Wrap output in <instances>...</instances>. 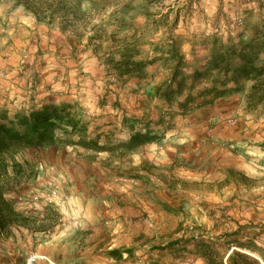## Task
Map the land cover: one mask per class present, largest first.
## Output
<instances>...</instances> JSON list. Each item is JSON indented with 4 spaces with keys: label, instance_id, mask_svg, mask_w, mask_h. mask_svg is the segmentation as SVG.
<instances>
[{
    "label": "rangeland",
    "instance_id": "obj_1",
    "mask_svg": "<svg viewBox=\"0 0 264 264\" xmlns=\"http://www.w3.org/2000/svg\"><path fill=\"white\" fill-rule=\"evenodd\" d=\"M15 17H25V23H21L24 25L27 20L40 23L38 32L47 30L52 34L53 43L47 44L50 55L38 59L36 70L41 80L44 76L51 80L53 103L59 102L57 98L67 100L60 95L84 92L92 107L105 105L103 118H116L109 113L111 104L131 109L141 100L147 101L140 93L144 84L140 87L134 78L117 77L108 63L112 58L117 60L118 52L126 45L136 60L165 58L167 41L173 37L180 53L183 50L186 55L185 72L189 73L194 68H206L213 48L220 52L233 49L237 57L242 51V32L255 34L260 28L263 37L245 54L257 51L255 65L264 64V0H0V30L2 26L5 30L0 33V48L8 36L6 28ZM191 56H196V63H189ZM222 63L235 65L238 61L226 56ZM7 68L0 73L10 76L15 71L14 67ZM159 69L165 73L164 66L159 65ZM37 77L33 82L38 88ZM13 80L0 79V98L10 108L15 101L13 91L18 87ZM202 84L196 83L191 93L184 91L179 100L188 94L195 96L205 87ZM249 87L250 83H245L243 93L216 102L214 111L201 110L198 98L185 115L174 105L170 120H186L193 125L215 113L218 118L206 130L210 136L214 124L225 127L226 118L234 116L236 132L242 130L248 139L256 141L251 169L231 170L228 175L214 167L202 177L190 172L159 173L165 191L156 194L160 201L154 200V205H142V213L137 207L124 209L126 202L120 201L134 188L138 191L136 180L122 178L114 195L118 202L115 199L112 204H104L70 198L58 170L55 172L43 161L29 163L32 172L28 174L25 169L18 179L8 168V174L0 177V188L3 199L14 202L12 218L17 215V223L0 229V264H25L32 255L43 258L39 264H181L176 252L154 248L179 238L192 225L189 232L194 235L199 226L211 236L239 230L236 241L264 250V153L259 149L264 141V105H247ZM82 102L76 101L74 106L78 109ZM98 114L87 111L79 116L90 123L99 118ZM219 148L223 149L221 145ZM53 189L61 202L57 201V206L46 203ZM224 242L216 245L222 252ZM116 250L121 254L117 260L109 256ZM187 264L202 263L191 260Z\"/></svg>",
    "mask_w": 264,
    "mask_h": 264
},
{
    "label": "crops",
    "instance_id": "obj_2",
    "mask_svg": "<svg viewBox=\"0 0 264 264\" xmlns=\"http://www.w3.org/2000/svg\"><path fill=\"white\" fill-rule=\"evenodd\" d=\"M15 18L11 26H7L8 36L0 48V71L7 67H14L15 71L10 76L6 72L0 73V79L13 77V82H18V87L13 91L15 101L11 108L0 98V115L5 114L8 118H14L43 106L74 105L76 101L82 100L81 107L78 108L80 114L87 111L100 112L99 118L92 119L90 123L83 115H80L86 126V138L97 139L99 146L113 147L120 143H127L135 132L142 134L147 132L155 138L152 143L142 145L133 151L120 149L94 152L80 147H65L57 151L51 161L44 160L47 167H53L54 171L58 170L57 174H60L61 180L68 186L70 198L84 202L93 200L95 203L112 204L116 199L114 195L118 190L117 184L122 178L135 177L139 183L138 191L127 194L120 201L126 202V204L123 203L124 209L131 211L137 207L142 213V205L146 207L150 204L154 205V200L160 201L156 194L165 191L164 185L157 177L159 173L184 174L190 172L202 177L207 176L208 170L211 171L214 167L222 171L237 172L251 169V164L255 162L251 154L256 155V141L248 139L246 132L243 133L242 130L236 132L238 129L236 126L228 129L226 126L214 124L213 132L208 136L206 130L210 127L209 123L213 124L218 118L215 113H212L209 118L198 120L193 125L186 120H180V122L175 119L170 120L174 115V107H168L158 98L149 95V92H152L167 77L157 65L146 70L149 77L151 74V80L140 83V87L144 84L140 93L145 95L146 103L141 100L131 109L127 106L123 108L111 104L108 110L116 116L115 119L101 117L106 113L104 112L105 105L92 107L84 92L73 94L69 92L68 96L60 95L67 100L62 101L61 98L56 97V101L59 100V102L53 103L55 95L51 80L47 81L46 76L41 80V77H37L36 70L38 59L40 57L45 59L51 51V47L47 44L53 43L52 34L47 30L38 32L42 27L40 23L27 20L24 25L21 23H25V17ZM4 31L2 26L0 33ZM171 39L174 40L173 37ZM169 41H167L166 48H168ZM181 55H185L183 50ZM164 57L167 58L168 54L166 53ZM196 59V56H191L189 63H196ZM184 62L188 64L185 59ZM30 69H32L33 77L30 75ZM194 70L197 69L194 68ZM183 72L190 83L193 72L189 74L185 72V69ZM35 76L39 78L38 88L36 81L33 82ZM32 84L34 86L31 89ZM148 99L151 102H148ZM225 99L215 101L213 106L201 107V110L214 111L215 103ZM167 123L169 125H166ZM186 123L188 126L182 128ZM220 145L231 146L236 151H230L228 148L221 149ZM16 157H18L15 158L18 162L27 160L31 164L34 160L33 155L23 154ZM146 191L150 193L149 197L145 195ZM116 202H118L117 199ZM158 211L156 209V212ZM77 220H79L78 217Z\"/></svg>",
    "mask_w": 264,
    "mask_h": 264
},
{
    "label": "trees",
    "instance_id": "obj_3",
    "mask_svg": "<svg viewBox=\"0 0 264 264\" xmlns=\"http://www.w3.org/2000/svg\"><path fill=\"white\" fill-rule=\"evenodd\" d=\"M261 37L263 36L260 28H256L255 34L248 35L247 31L242 32L239 36L242 51L237 57L233 49L224 48L220 52L213 48L210 62L205 66L206 68L194 70L189 84L188 77H185L183 72L186 66L184 57L180 53L176 40L171 38L166 52L167 58L154 57L136 60L126 45L118 52V59L112 58L108 63L113 67L117 77L134 78L138 84L151 80V74L150 77L146 74L148 68L155 65L164 66L167 77L152 92H149V95L158 98L168 107L176 105L182 115L186 114L189 106L197 102V98L201 101L199 107L209 106L219 99L243 93L245 83H250L249 93L246 96L247 105L260 106L264 105V64L255 65L259 54L257 51L250 54H245V51L255 42L257 43ZM244 38L246 42H243ZM222 48L220 47V50ZM226 56L236 58L238 63L235 65H231L232 63L223 64ZM213 69H218L217 73L212 74ZM196 83H203L205 87L200 89L195 96L188 94L184 100L180 101L182 93L184 91L191 93ZM86 131L85 123L80 118L78 109L70 104L47 105L25 114H19L14 118H8L5 114H1L0 177L3 174L5 176L8 174V168L11 169L16 179L24 174L25 169L28 174L32 172L33 169H30L32 165L27 160L16 161L17 155H33L32 164H34L42 163L44 160L51 161L55 153L65 147H80L94 152L120 149L133 151L155 141V138L147 132L144 134L135 132L127 143H120L113 147H101L98 145L97 139L86 138ZM260 149L264 153V141H262ZM235 151L236 149H233V152ZM225 173L229 175L232 172L226 170ZM127 178L131 181L137 179L135 177ZM135 192H137L136 188L133 190V193ZM149 194L148 191L145 193L147 197ZM13 203L3 199L0 188V216L2 215L0 229H3L8 223H17V215L12 218L15 213L12 207ZM193 227V225L187 226L184 230L186 232H183L182 236L171 240L163 247L154 248V250L176 252L181 257V264H187L191 260L200 261L202 264H264L263 249L254 244H242L235 240L240 233L239 230L232 233L225 232L220 236H211L212 233L204 231V228L199 226L198 229L196 228L199 230L198 234L194 235L189 232L193 230ZM205 235H209V237L206 238ZM220 241H225L223 252L216 247ZM127 253L130 254V252ZM109 256L117 260L121 254L116 250L111 251Z\"/></svg>",
    "mask_w": 264,
    "mask_h": 264
},
{
    "label": "built area",
    "instance_id": "obj_4",
    "mask_svg": "<svg viewBox=\"0 0 264 264\" xmlns=\"http://www.w3.org/2000/svg\"><path fill=\"white\" fill-rule=\"evenodd\" d=\"M237 124V120L234 116H229L228 118H226L225 120V126L228 128V129H233ZM166 125H169L168 123ZM188 126V123L184 124L182 126V128H185ZM221 147L223 148H228L230 151L233 150V148L231 146H225V145H221ZM131 184L133 186H135L136 184L134 182H131ZM58 203L60 204L61 202L58 200V192L56 190H51L49 192V196L48 198L46 199V203L48 205H55L57 206L55 203ZM43 258L40 257V256H37V255H32L30 257L27 258L25 264H39L40 260H42Z\"/></svg>",
    "mask_w": 264,
    "mask_h": 264
}]
</instances>
